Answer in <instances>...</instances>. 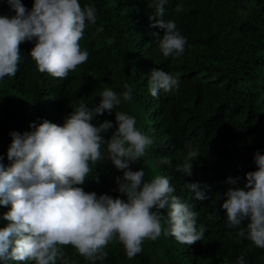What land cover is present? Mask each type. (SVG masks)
<instances>
[{
  "label": "clouds",
  "instance_id": "clouds-1",
  "mask_svg": "<svg viewBox=\"0 0 264 264\" xmlns=\"http://www.w3.org/2000/svg\"><path fill=\"white\" fill-rule=\"evenodd\" d=\"M119 1L122 10L128 3L135 6L127 17L142 15L147 2ZM8 3L15 13L0 14V80L15 76L19 63L25 64L29 55L37 72L51 79L65 78L69 73L95 78L104 62L98 68L88 66L91 51L86 40L91 35L85 34L86 28L88 31L98 23L95 6H82L81 0H34L31 8L22 0ZM165 4L167 0H148L154 9L149 18L119 26L126 41L124 53L148 49L137 33L140 28L155 32L150 39L158 42L165 57L185 52L187 37L175 19L165 18ZM175 10L182 11V4ZM29 49L30 54L21 59V53ZM149 72L142 77L153 97H159L161 91L180 89L179 76L161 67ZM97 95L100 99L93 106L80 100L62 124L49 119L30 121V130L10 132L7 156L12 163L6 166L0 156V205L11 204L3 213L8 222L0 227V264H12L13 260L70 264L64 249L67 244L96 262L108 256L107 245L114 240L123 243L131 258L142 251L145 239L155 241L162 234L172 235L182 244L203 239L207 226L198 224L199 211L175 194L171 175L146 179L144 167H131L154 142L137 126L135 115L117 110L123 101L132 100L133 86L125 81L122 90L106 87ZM113 110L115 122H93L96 114ZM109 129L111 134L106 136ZM186 147V158L175 165V171L190 176L200 152L191 144ZM105 160L123 170V175L115 178L116 190L126 198L82 187L89 175L99 179L93 165ZM254 161L257 168L246 172L244 185L240 186L239 177L229 175L225 181L229 187L218 193V199L224 197L221 207L226 210L227 226L236 229L239 238L264 248V152L257 149ZM209 187L198 181L186 182V188L200 200L207 198L205 188ZM235 264H246L245 257L238 256Z\"/></svg>",
  "mask_w": 264,
  "mask_h": 264
},
{
  "label": "trees",
  "instance_id": "trees-1",
  "mask_svg": "<svg viewBox=\"0 0 264 264\" xmlns=\"http://www.w3.org/2000/svg\"><path fill=\"white\" fill-rule=\"evenodd\" d=\"M22 2L31 8L34 0ZM81 4L95 6L99 18L97 24L85 30L91 35L86 40L91 51L88 66L98 68L104 64L95 78L69 73L65 78L51 79L37 72L36 62L29 55L25 64L19 63L15 76L0 80L3 163H12L7 156L12 130H30V121L40 123L43 119L62 124L80 100L93 106L104 88L120 91L127 81L133 86V98L123 101L117 110L135 115L137 126L154 141L146 155L131 167H144L146 179L157 174L171 175L175 194L199 211L198 224L203 223L207 230L202 240L192 244H182L174 236L163 234L155 241L145 239L142 251L131 258L123 243L114 240L107 245L108 256L96 262L67 244L64 249L70 264H235L240 255L246 264H264V248L239 238L237 230L227 226L226 210L221 207L224 197L218 199V193L229 187L226 178L239 177L243 186L246 172L257 168L255 151L264 152V0H167L165 18L175 19L187 37L185 52L179 57H165L158 42L150 39L155 32L142 28L137 33L148 49L124 53L126 41L119 26L149 18L154 9L148 0L142 15L129 17L126 15L135 9L129 6L132 3L124 10L119 0L116 5L114 0H81ZM177 4H182V11L175 10ZM14 13L8 0H0V14ZM158 31L163 29L158 27ZM28 54L30 49L21 53V59ZM153 67L179 76L180 89L161 91L159 97H153L142 77L150 75ZM105 119L115 122V110L96 114L93 122ZM189 144L200 152L190 176L175 171V165L184 162ZM95 171L99 179L86 177L82 185L86 191L126 198L116 190L115 178L122 176L123 170L105 160L93 165ZM190 181L210 186L205 188L206 199L196 198L194 191L186 188ZM10 207L11 204L0 205V227L8 222L3 213ZM12 264L33 262L13 260Z\"/></svg>",
  "mask_w": 264,
  "mask_h": 264
}]
</instances>
